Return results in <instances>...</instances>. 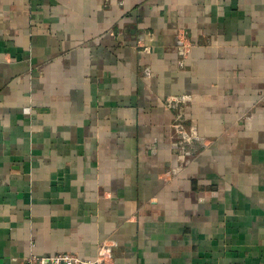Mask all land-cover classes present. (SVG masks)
I'll list each match as a JSON object with an SVG mask.
<instances>
[{"label": "crops", "instance_id": "1", "mask_svg": "<svg viewBox=\"0 0 264 264\" xmlns=\"http://www.w3.org/2000/svg\"><path fill=\"white\" fill-rule=\"evenodd\" d=\"M60 252L264 264V0H0V264Z\"/></svg>", "mask_w": 264, "mask_h": 264}, {"label": "built area", "instance_id": "2", "mask_svg": "<svg viewBox=\"0 0 264 264\" xmlns=\"http://www.w3.org/2000/svg\"><path fill=\"white\" fill-rule=\"evenodd\" d=\"M20 264H99L97 261L85 259L71 252H60L53 255H28Z\"/></svg>", "mask_w": 264, "mask_h": 264}, {"label": "rangeland", "instance_id": "3", "mask_svg": "<svg viewBox=\"0 0 264 264\" xmlns=\"http://www.w3.org/2000/svg\"><path fill=\"white\" fill-rule=\"evenodd\" d=\"M185 31V30H184ZM31 109H32V106L31 105H27L25 108H24V111L25 112H31Z\"/></svg>", "mask_w": 264, "mask_h": 264}]
</instances>
